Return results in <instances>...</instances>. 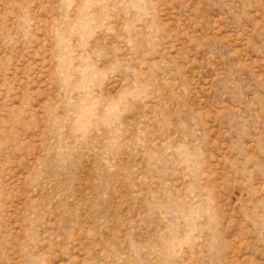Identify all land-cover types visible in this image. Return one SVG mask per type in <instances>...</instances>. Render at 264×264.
I'll list each match as a JSON object with an SVG mask.
<instances>
[{
  "label": "rangeland",
  "instance_id": "obj_1",
  "mask_svg": "<svg viewBox=\"0 0 264 264\" xmlns=\"http://www.w3.org/2000/svg\"><path fill=\"white\" fill-rule=\"evenodd\" d=\"M0 264H264V0H0Z\"/></svg>",
  "mask_w": 264,
  "mask_h": 264
}]
</instances>
